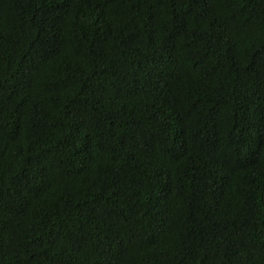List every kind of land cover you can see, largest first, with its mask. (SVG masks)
Masks as SVG:
<instances>
[{"label":"trees","instance_id":"16d2710c","mask_svg":"<svg viewBox=\"0 0 264 264\" xmlns=\"http://www.w3.org/2000/svg\"><path fill=\"white\" fill-rule=\"evenodd\" d=\"M0 264H264V0H0Z\"/></svg>","mask_w":264,"mask_h":264}]
</instances>
